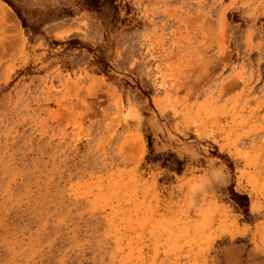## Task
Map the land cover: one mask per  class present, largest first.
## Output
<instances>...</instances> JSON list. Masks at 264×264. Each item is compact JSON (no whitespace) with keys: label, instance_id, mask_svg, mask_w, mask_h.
<instances>
[{"label":"rangeland","instance_id":"374dc122","mask_svg":"<svg viewBox=\"0 0 264 264\" xmlns=\"http://www.w3.org/2000/svg\"><path fill=\"white\" fill-rule=\"evenodd\" d=\"M0 264H264V0H0Z\"/></svg>","mask_w":264,"mask_h":264},{"label":"trees","instance_id":"16d2710c","mask_svg":"<svg viewBox=\"0 0 264 264\" xmlns=\"http://www.w3.org/2000/svg\"><path fill=\"white\" fill-rule=\"evenodd\" d=\"M94 1V0H93ZM147 147H148V156L146 157V162L152 165H158L161 169H166L169 172H174L177 175H181L184 170V161L179 160L176 155L172 153L166 154H155L153 148V140L151 135H146ZM233 201L240 207L246 208L248 199L245 195H238L231 192ZM247 211L245 210L244 213Z\"/></svg>","mask_w":264,"mask_h":264}]
</instances>
